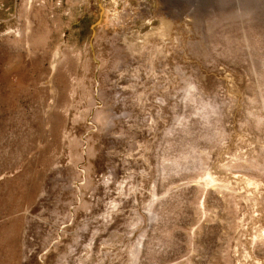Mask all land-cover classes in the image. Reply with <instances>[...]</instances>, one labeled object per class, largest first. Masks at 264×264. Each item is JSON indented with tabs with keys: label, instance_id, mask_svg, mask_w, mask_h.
<instances>
[{
	"label": "rangeland",
	"instance_id": "obj_1",
	"mask_svg": "<svg viewBox=\"0 0 264 264\" xmlns=\"http://www.w3.org/2000/svg\"><path fill=\"white\" fill-rule=\"evenodd\" d=\"M0 264H264V0H0Z\"/></svg>",
	"mask_w": 264,
	"mask_h": 264
},
{
	"label": "water",
	"instance_id": "obj_2",
	"mask_svg": "<svg viewBox=\"0 0 264 264\" xmlns=\"http://www.w3.org/2000/svg\"><path fill=\"white\" fill-rule=\"evenodd\" d=\"M100 6H101L100 16H99L98 20L92 26L93 27V33H94V27L102 21L104 6L102 4H100Z\"/></svg>",
	"mask_w": 264,
	"mask_h": 264
}]
</instances>
